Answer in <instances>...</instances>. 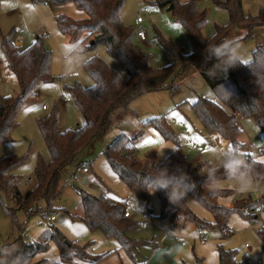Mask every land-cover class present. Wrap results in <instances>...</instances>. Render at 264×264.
Here are the masks:
<instances>
[{
  "label": "trees",
  "instance_id": "1",
  "mask_svg": "<svg viewBox=\"0 0 264 264\" xmlns=\"http://www.w3.org/2000/svg\"><path fill=\"white\" fill-rule=\"evenodd\" d=\"M42 1L74 2L79 9L84 10L87 17L79 20L63 14L57 15L60 31L69 35L71 42L78 41L85 49L105 46L107 53L119 61L127 76L122 77L97 55L88 59L84 67L94 84L83 87L77 82L66 87L83 115V124L74 129L61 130L56 108L37 119L51 160L46 161L41 156L38 157L35 167L36 183L25 193L18 187L19 176L14 169L26 162L28 155H0V205L7 214L15 216L14 208L8 207L7 201H11L16 210H24L28 220L35 214L54 212L55 201L63 189L60 183L65 168L72 164H77L78 168L85 165L84 162L78 161V154L93 140L104 138L112 125L113 117L120 109L127 110L131 102L148 92L164 89L172 93L178 92L180 85L175 83V79L190 67L197 69L218 98V101H213L198 95L192 103L195 113L207 131L220 133L230 142L231 147L242 152L246 151V143L241 137V118L253 119L264 133V87L260 86L264 84V45L253 51V58L246 65L239 63L226 73H216L215 76L208 74V70L216 62L215 59L206 60L209 42L216 44L228 38L231 27L246 28L247 35L251 36L255 27L264 26V7L254 15L245 13L242 0H214L228 11L229 22L226 25H216L214 35L207 39L203 35L206 12L199 9L198 0H156L183 25L191 40L192 52L185 53L181 47L157 32L168 52L169 63L163 68H154L149 62V55L134 43L132 27H128L121 18L125 0ZM0 44L8 67L15 73L21 90L18 96L0 95L1 146L3 142L12 139V132L18 125L21 110L38 98L40 83L52 81L55 76L51 73L52 53L45 46L43 36H37L30 46L23 47L14 43L12 30L2 34ZM148 126H152L175 144V148L161 161H157L156 152L148 153L144 159L136 154L137 140ZM104 155L115 173L140 201L142 210L147 213L150 210L148 200L151 192L147 190L144 182L151 179L150 175L154 174L155 168L167 166L170 173L180 169L191 177L195 188L188 194L214 213L215 222L197 216L185 199L177 206L169 202L165 191L157 190L155 192L161 203L160 216H170L175 220L182 215L186 220H193L200 230L218 225L223 232L228 233L231 231L226 220L234 211L253 218V215L244 213L245 207L255 206L256 203L252 200L244 199L237 201L232 207H227L219 203V197L228 194V190L220 188L216 195H211L204 188V171L192 166L178 136L170 128L164 115L148 118L134 135L119 134L107 145ZM249 161L253 162L255 172L264 176V161L255 157ZM219 175L223 178V170ZM259 181L264 179L257 182ZM80 194L84 214L79 218L90 230H101L107 237L116 238L121 248L131 254L138 241L131 239L126 232L137 223L124 216L123 205L109 200L105 195H95L83 189ZM15 223L19 235L6 245H15L16 255H28L30 264H76V261L98 264L111 253H92L88 250V245L68 241L59 229L51 224H48L49 230L42 240H33L22 235L26 223L21 225L16 220ZM258 234L264 252L263 227L258 230ZM50 241L57 245L60 258H36L40 252L47 249ZM217 248L218 264H250L247 256L237 259L234 250H225L221 245ZM193 264H205L204 259L197 257Z\"/></svg>",
  "mask_w": 264,
  "mask_h": 264
},
{
  "label": "rangeland",
  "instance_id": "2",
  "mask_svg": "<svg viewBox=\"0 0 264 264\" xmlns=\"http://www.w3.org/2000/svg\"><path fill=\"white\" fill-rule=\"evenodd\" d=\"M200 10L206 12V23L203 35L209 39L214 35L216 25H226L229 22L228 11L219 6L214 0H198ZM243 9L247 14H257L264 7V0H242ZM67 15L75 20L87 17L84 10L79 9L74 2L47 3L42 0H0V41L2 34L14 30V39L21 40L22 46H30L37 36L44 37L45 46L51 50V73L55 79L41 82L39 96L32 103L26 105L18 116V125L12 132V139L0 146V155H28L23 164L17 166L14 172L19 176L18 187L22 193L31 189L36 183L35 167L38 157L46 161L51 160L50 152L40 132L37 119L46 116L55 108L59 115L61 130L74 129L83 124V115L67 86L77 82L83 87H90L94 80L86 71L80 69L74 76L65 78L62 75V65L57 64L59 48L70 41V37L60 31L56 16ZM138 15L143 17L140 27L146 32V39L137 35L139 26L135 23ZM123 22L132 27L133 41L142 51L149 55V62L154 68H163L169 63V55L162 41L157 36L159 32L163 38L181 47L185 53L192 52L191 40L183 27L166 7L160 6L156 0H125L121 11ZM228 38H235L240 45L239 51L242 61L249 63L253 58V51L264 45V26L255 27L251 36L246 28L233 26ZM88 59L99 56L116 70L122 77L127 73L121 68L119 61L107 53L105 46L86 49ZM0 95L18 96L21 92L15 73L8 67V63L0 44ZM250 58V59H249ZM180 85L178 92L170 90L152 91L136 98L128 109H120L113 117L104 138L95 139L78 154V161L89 167L88 173L78 171L77 164L65 168L61 179L62 192L54 204L55 219L49 223L54 225L68 241L88 245L92 253L114 251L112 254L120 256L123 264H185L195 261L196 256L202 257L205 264H218V246L225 250H234L237 259L247 256L250 264H264V252L258 230L264 228V215L250 218L234 211L226 220L233 231H222L218 225L214 228L200 230L193 220H186L183 216L172 220L170 216H160L161 203L156 192H151L148 200L151 218L145 222H138V216L133 218L137 224L127 231V235L138 241L137 249L132 254L120 248L119 241L114 237H107L101 230H90L83 220V203L80 190H86L95 195H105L109 200L122 202L132 193L112 169L104 150L119 134L134 135L143 126V122L151 117L164 115L170 128L176 133L183 151L192 166H198L213 158L215 152L230 142L220 133L206 130L195 113L192 103L200 95L213 101H218L215 92L209 87L195 67H190L185 73L175 79ZM69 98L70 101H66ZM46 109H43V106ZM242 128V139L246 143V151L256 157L257 148L264 139V133L251 118L239 120ZM146 140L153 143L145 144ZM175 144L152 126L144 129L136 144V154L144 159L150 152L157 153V161L163 160L173 149ZM215 150V151H213ZM258 186L247 192H238L232 182L223 180L221 189L228 190V194L219 197V203L232 207L238 201L250 199L255 205L264 208V181L257 182ZM191 210L200 218L215 222V215L204 205L195 200L188 193L184 198ZM131 205L142 209V204L135 198ZM8 207L14 208V215L7 214L0 205V246L6 245L19 235L15 220L24 225L25 231L33 240L40 241L49 230V225L39 223L40 214L33 215L29 220L24 210H16L11 201ZM73 216H76L74 218ZM248 244V246H246ZM47 257L59 259L57 245L50 241L47 249L40 252L36 258Z\"/></svg>",
  "mask_w": 264,
  "mask_h": 264
},
{
  "label": "clouds",
  "instance_id": "3",
  "mask_svg": "<svg viewBox=\"0 0 264 264\" xmlns=\"http://www.w3.org/2000/svg\"><path fill=\"white\" fill-rule=\"evenodd\" d=\"M239 48V42L235 38H226L216 44L209 42L206 60L214 58L216 62L208 70V74L215 76L216 73H226L239 63L246 65L247 61H242ZM58 52L59 59L56 63L62 65V75L65 78L74 76L88 63V53L78 41L61 45ZM257 83L259 84V79ZM260 86L264 87V84ZM203 169V174L206 176L204 188L211 195L218 193L223 180L232 182L234 188L243 193L253 190L258 186L257 181L264 179V176L255 172L253 162L249 161L242 151L231 146L217 150L213 158L203 164ZM221 170H223V178L219 175ZM150 177V180L146 179L144 182L147 190L165 191L169 202L177 206L184 201L187 193L195 188L191 177L180 169L170 173L167 166L157 167ZM15 253V245L0 246V264H9V261L11 264H30L28 255Z\"/></svg>",
  "mask_w": 264,
  "mask_h": 264
},
{
  "label": "built area",
  "instance_id": "4",
  "mask_svg": "<svg viewBox=\"0 0 264 264\" xmlns=\"http://www.w3.org/2000/svg\"><path fill=\"white\" fill-rule=\"evenodd\" d=\"M143 22V17L141 15H138L135 23L139 26V29L137 31V35L138 37H140L142 40L146 39V32L140 27L141 23ZM14 43L16 45H21L22 42L21 40H14ZM1 57H0V61H1ZM43 108H46V106L44 105ZM257 154L258 155H263L264 154V139L261 141V145L257 148ZM243 153L247 154L245 155L246 158L248 160H250L251 158H254L255 156L253 154H251L249 151H244ZM205 163V162H204ZM201 163L199 164L198 168L202 171H204L203 169V164ZM80 171L82 172H88L89 171V167L88 165H83L80 168ZM136 197L132 194L130 195L126 201L122 204L123 205V214L125 217L133 219L135 216H138L140 221H147L151 218V216L149 215V213L143 211L142 209H139L137 206L135 205H131L134 202V199ZM244 213L247 215H253V218H256V216L258 215H264V208L259 206V205H255L253 207H245L244 208ZM55 219V213L54 212H47V213H43L41 214V218L39 220L40 224L43 225H48L49 223H51L53 220ZM230 231H233L232 226H230ZM22 235L26 236L27 238H31L28 234L27 231H23Z\"/></svg>",
  "mask_w": 264,
  "mask_h": 264
},
{
  "label": "crops",
  "instance_id": "5",
  "mask_svg": "<svg viewBox=\"0 0 264 264\" xmlns=\"http://www.w3.org/2000/svg\"><path fill=\"white\" fill-rule=\"evenodd\" d=\"M48 3V2H47ZM14 40H18V39H14ZM2 62V60L0 61V63ZM196 99V98H195ZM66 101H70V99L69 98H67L66 99ZM43 109H46V108H43ZM243 140V139H242ZM244 141V140H243ZM245 142V141H244ZM264 155V154H263ZM258 156H262V155H258ZM255 158L256 159H260V160H263L264 161V158L262 159V158H260V157H256L255 156ZM81 168V167H80ZM80 168H77L78 169V171H80ZM90 171V170H89ZM88 171V172H89ZM80 172H82V171H80ZM88 172H86V173H88ZM82 173H85V172H82ZM130 190V189H129ZM131 192V191H130ZM126 200H124V201H122V202H116V201H113V202H116V203H119V204H123L124 202H125ZM131 220H133V219H131ZM138 222H141L139 219H138ZM142 222H145V221H142ZM126 234H127V232H126ZM120 244V243H119ZM246 246H248V244H246ZM120 248H121V246H120ZM122 249V248H121ZM137 249V248H136ZM122 250H124V249H122ZM116 251V253L115 254H112L114 251H112V250H110V251H108V252H111L107 257H105L101 262H99L98 264H123L122 262H121V260H120V256H119V254H117L118 252H117V250H115ZM125 251V250H124ZM126 252V251H125ZM133 252V251H132ZM126 253H128V252H126ZM129 254V253H128ZM132 254V253H131ZM130 254V255H131ZM196 258H197V256H196ZM195 261H196V259H195ZM194 261V262H195ZM194 262H192V263H188V262H186L185 264H193ZM76 264H84V261H76L75 262Z\"/></svg>",
  "mask_w": 264,
  "mask_h": 264
},
{
  "label": "snow or ice",
  "instance_id": "6",
  "mask_svg": "<svg viewBox=\"0 0 264 264\" xmlns=\"http://www.w3.org/2000/svg\"><path fill=\"white\" fill-rule=\"evenodd\" d=\"M68 50L70 51V49H68ZM151 143H153V141H151V140H146L145 141V144H151ZM213 151H215V150H213ZM244 155H247V154L244 153Z\"/></svg>",
  "mask_w": 264,
  "mask_h": 264
},
{
  "label": "water",
  "instance_id": "7",
  "mask_svg": "<svg viewBox=\"0 0 264 264\" xmlns=\"http://www.w3.org/2000/svg\"><path fill=\"white\" fill-rule=\"evenodd\" d=\"M91 42H93V41H91Z\"/></svg>",
  "mask_w": 264,
  "mask_h": 264
}]
</instances>
